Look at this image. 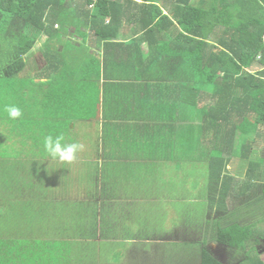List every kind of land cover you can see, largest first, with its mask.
<instances>
[{
	"label": "trees",
	"instance_id": "1",
	"mask_svg": "<svg viewBox=\"0 0 264 264\" xmlns=\"http://www.w3.org/2000/svg\"><path fill=\"white\" fill-rule=\"evenodd\" d=\"M56 25L61 27L56 28ZM80 25H85L91 35L82 32L85 38L79 45L67 42L65 35L69 28L74 26L80 30ZM127 25L138 28L135 32L129 30L128 40L121 38ZM43 35L51 40L63 36L62 50L51 52L45 44L46 64L29 77L21 76L29 53ZM145 44L148 54L142 49ZM92 48L102 50L103 54L98 53L102 58H94ZM77 50L79 52H75ZM161 56L177 58V77L197 84L200 81L196 103L204 112L201 131L211 137L210 180L218 187L223 169L232 158L238 157L236 172L239 176L246 169L243 164L250 159L253 184L254 170L264 163V156L256 161L251 157L255 150L257 155L255 145L264 141V0H0V126L5 123L8 129L7 134L0 133L3 137L0 192L15 188L26 192L30 199L40 201L37 197L40 191L30 190V182L41 181V174L18 171L26 159L31 163L30 152L42 151L43 138L49 134L63 133L70 140L72 120L93 118L102 108L107 109L105 103L112 87L116 90L120 86L125 94L135 93L134 97L138 93L137 82H143L140 90L144 89V84L159 87L155 82L159 76H153L151 71ZM255 62L263 66L251 72L248 69ZM119 75L122 80L132 75L135 83H117L115 77ZM162 79L163 76L159 81ZM147 98L153 99L146 92V98L134 103V116L142 113L144 117L143 122L133 127L140 139L148 136L145 138L147 147L155 138L167 142L176 159L177 148L183 144L178 141L177 147L176 140L167 141L165 130L177 133L178 122L190 120L195 109L183 103L175 106V96L171 103L166 100L160 104ZM148 104L150 108L144 113L142 110ZM5 105L19 106L23 116L10 119L3 110ZM165 109L168 118L163 114ZM194 123L182 127L183 132L186 127L184 133L192 142L196 135ZM8 138L12 139V144L6 145L4 141ZM19 142L21 146L15 147ZM29 144L32 149L27 151ZM261 172L256 179L264 176ZM228 181L224 180V190L230 187L234 194L236 188L249 191L251 187L243 188L241 179L235 176L231 177V183ZM212 183L209 191L213 192L215 184ZM254 187H257L256 182L252 189ZM262 193L264 195V188ZM8 200V195H0V205ZM221 205L224 210L220 209ZM36 208L35 216L43 217L38 222L58 224L59 218L44 217L49 214L44 211L47 207ZM215 210L227 214L223 199L216 202ZM239 228L241 230L236 232ZM247 234L238 223H232L218 228L215 239L235 246ZM4 246L0 244V257ZM94 252L92 250L88 258H93ZM114 258L119 261L117 254ZM201 264L223 263L203 250Z\"/></svg>",
	"mask_w": 264,
	"mask_h": 264
},
{
	"label": "rangeland",
	"instance_id": "2",
	"mask_svg": "<svg viewBox=\"0 0 264 264\" xmlns=\"http://www.w3.org/2000/svg\"><path fill=\"white\" fill-rule=\"evenodd\" d=\"M80 26V30L74 26L69 28L65 35L67 42L79 45L83 42L84 36L82 32H86L89 36L91 35L85 25ZM60 27V25H56V28ZM129 30L135 32L138 28H136V25H127L124 34ZM62 37L63 36H59L51 40L43 35L41 40L39 39L37 41L32 51L29 53L26 69L20 75H28L29 77L32 75L33 71L42 68L46 64L43 55V47L45 44L46 46L49 45L48 49L51 52L62 50L65 44ZM121 38L124 39V37ZM121 38L119 40H121ZM142 49L145 54L149 53L146 44ZM75 52H79V50ZM90 52L94 58H102V56L98 54L99 52L103 54L102 50L100 51L92 48ZM122 57H125V55H122ZM178 64V60L175 57L170 58L161 56L157 60L154 69L151 71L152 74L164 76V79L161 81H159V78L158 81H155L158 82V85L160 84L159 87H156L154 84H144V89L140 90L138 88H140L143 82H137L138 87L135 89H137L138 93L136 97H134L135 93H123V88L120 86L116 90L114 89L115 87L111 88V92L109 90L111 93L110 95H112L113 100L116 102L115 105L111 107V113H107V110L103 108V110H99L97 114L95 113L96 115L94 114L95 117L93 118H74L70 125L73 132L70 131L69 133L70 140L84 144L85 147L82 152L85 150L88 152L94 151L96 147L101 144L105 150L131 153V158L134 163H137V161L141 162L137 156H144L143 154L137 155V152L155 151L153 156H159L157 159L152 158L156 166L151 163L153 162L152 160L147 159L151 161L146 167L148 172L145 170L142 177L139 178V181L144 184L145 181H155L156 178H158L161 187H155L153 189V193L157 197H164V194H167L166 190L169 192L172 190L173 195H179L180 191L177 190V188L175 190L176 183H174V189L170 187L173 184L168 181L173 180L177 183L180 182L183 187L182 191L186 194L183 198L173 199L172 197L170 201H167L169 203L167 206H165L163 201L151 203L150 206L152 211L149 214H140L141 212H138L139 218L153 224L152 228L145 227L146 236L154 237L158 235L159 242L147 243V241L142 239L143 241L141 244L137 241L136 243L123 245L122 243L115 244V241L103 240L102 243L97 246L96 241L92 240L79 241L67 239L68 235H76L73 232L61 237V233L56 231V223H41L38 221H41L43 217L35 216V214L38 213L37 206L42 205L44 208L47 207V211H55L54 204L44 202L41 198L40 201L30 199L26 192H19L16 191L15 188H11L7 192H0V195L9 196V200L6 204L0 205V244L3 246L5 245L4 252L0 257V260L3 262L2 264H201L202 252L205 250L204 247H206L204 244L205 242L207 247L209 246L213 252L214 257L221 263H223L222 261H230L229 263L235 264L238 261V255H234L232 252L228 253V249L230 250V248L224 247L215 239V232L217 233V231H215L213 227L215 215L217 216L218 213L216 210L214 211V208L216 202H221L222 199L227 206V223H223V226L232 223L240 224L241 219L242 222H251L250 219L253 217V221L256 224L258 223L259 228H261V234H264V227H262L264 222L260 221L261 218L264 219V213H262L264 212V209L262 210L264 206V195L262 193V189L264 188V176L256 179L259 172L262 171L261 174L264 175V163L259 169L254 168L256 170H254L253 174V184L250 182L251 171L249 172L250 168L248 165L250 159L246 160L243 164L246 169L244 173L239 176L236 172L239 165L238 160H240L238 157L232 158V161L223 169L224 171L220 177V184H218V187L213 179L212 181L210 180L211 169L208 167V162L212 153L211 137L206 136V134L201 131V118L204 112L200 110L199 105L196 103V95L200 88V81H198L199 84H197L195 81H186L181 77H177ZM262 66L263 65L258 62H255L248 70L255 72L262 68ZM119 77H115L117 83H120ZM201 77L202 76H200V78ZM102 82H104V80ZM121 82L135 83L132 75L125 76V79H121ZM100 85L103 90V83H100ZM175 85H177V87H175ZM174 88H177V90ZM157 91L158 93L153 95V93ZM144 92V95H146L147 92V95L154 98V100L150 98L147 99L151 102L154 101L155 104L166 102V100H170L169 103H171L175 96V99H177L175 100V106H179V104L183 103L186 104L188 108H192V110L195 109V111H192L194 113L190 115V120L186 119L185 121L180 120L178 122L177 133L171 134L167 129L165 130L167 141L173 137L172 139L174 141L176 140L177 147L178 141H181L183 144V147L177 148L178 157H176V159H174L172 155L174 150L169 147L167 142H162L159 141L160 138H155L154 141L151 142V145L147 147L145 146V138L148 136L144 139H140L139 133H137L136 129L133 127L134 124L143 122L144 115L140 113L139 117H135L133 110L135 109L134 103L141 100ZM148 108H150L149 104L147 108L142 111L145 113ZM165 113L166 109L163 114L168 118L169 115ZM108 114H111L110 118ZM179 114L180 113H177V115ZM165 121L170 124L172 123L170 119H166ZM190 122H195L196 135H194V142L189 141V136L184 133L186 132V127L184 132L182 128L183 124L189 125ZM105 130L106 133L104 134ZM7 131V125L5 123L2 124L0 126V133L7 134ZM0 142H3V137L1 136ZM4 143L6 145L8 143L12 144V139L8 138ZM155 143H157V147ZM17 146H21L20 142L15 145V147ZM255 146L258 150L257 155L255 150L251 152V157L256 161L260 160L261 156H264V141H260ZM31 149L29 144L27 146V151ZM29 159H31V163H28V159H26L24 161L26 163H22L18 171L27 174L30 170L29 173L32 175L35 173L41 174V181L30 183L42 184L47 182L68 181L66 173L71 170L73 163L62 165L58 160L47 158L43 150L37 151L35 149L30 152ZM136 166L139 169L142 168L141 166ZM148 166H154L156 173H152ZM177 172L179 173L178 176H176ZM233 176L241 179L243 188L250 185L249 191H246L247 189L241 190V187L240 189L236 188L237 195L233 193L230 187L228 191H225L223 187L224 180L229 179V184L232 182L230 179ZM259 177H261V175ZM162 180L165 181L163 186ZM235 180L236 182L240 181L237 179ZM211 182H213L212 185L215 184L213 192L209 191ZM254 182H256L257 187L252 189ZM38 193L42 194L43 192L40 191ZM228 193L229 196L227 198ZM30 207L32 208L31 210ZM220 209L224 210V207L222 206ZM52 218L55 217L53 216ZM240 230L241 228L237 229L236 232ZM62 235L64 234L62 233ZM97 247L101 250L97 253L94 252L92 254L93 258H88L89 253ZM120 248L124 249L126 256L122 257L118 255L119 261H116V258H114L112 254L116 249L120 252L123 251ZM128 251H136L138 257H136V253L131 257ZM251 258V261L247 262V264H254V262H256V264L257 262L264 264V256L262 255L259 257L257 254L253 253L251 254ZM95 260L97 263H94ZM114 260L116 262H114Z\"/></svg>",
	"mask_w": 264,
	"mask_h": 264
},
{
	"label": "crops",
	"instance_id": "3",
	"mask_svg": "<svg viewBox=\"0 0 264 264\" xmlns=\"http://www.w3.org/2000/svg\"><path fill=\"white\" fill-rule=\"evenodd\" d=\"M128 36L131 37L130 31H126L124 38L128 40L130 38ZM152 75L159 76L157 74ZM110 92L109 94H111ZM157 93H153V95ZM143 97L146 98V95H143ZM106 101L105 108L111 113V107L116 102L113 100L112 95L107 96ZM102 106L103 104L101 108ZM110 116L111 114H109V118ZM172 138L170 139L172 140ZM160 140L162 141V139ZM141 154L144 156H137L141 162L134 163L131 153L105 150L100 144L94 151L88 152L85 150L78 154L73 167L70 171H67L68 181L33 183L30 190L42 191V194L37 195L38 199L41 198L44 202L54 204L56 212L53 210L47 211L46 208L44 210L50 214L44 215V217L54 216L59 218L56 231L61 233V237L73 232L76 235H68L67 239H91L96 241L97 246L103 240L115 241V244L122 243L123 245L136 243L137 241L141 244L143 240L147 243L159 242L158 235L154 237L146 236L145 227L152 228L153 224L139 218L138 212L149 214L152 211L151 203L163 201L167 206L169 204L167 201H170L172 197L173 199L183 198L186 194L182 191L183 187L180 182L177 183L173 180L168 182L173 184L170 186L173 189L174 183H176L175 190L177 188L180 191L179 195H173L172 190L170 192L166 190L167 194H164V197L155 196L153 189L161 187L158 178L155 181H145L144 184L139 181V178L142 177L147 164L151 162L147 159H157L159 156H153L155 154L153 150L137 152V155ZM152 161L151 163L156 166L154 160ZM64 164L67 165L66 162ZM136 165L142 168L139 169ZM148 167L152 173H156L154 166ZM178 174L177 172L176 176ZM164 182L162 180V186ZM120 249L123 251L120 252L116 249L112 255L114 257L116 256L114 254L122 257L126 256L124 249ZM94 250L97 253L101 249L97 247ZM128 254L130 255L131 252L128 251ZM94 263H97V261L95 260Z\"/></svg>",
	"mask_w": 264,
	"mask_h": 264
},
{
	"label": "flooded vegetation",
	"instance_id": "4",
	"mask_svg": "<svg viewBox=\"0 0 264 264\" xmlns=\"http://www.w3.org/2000/svg\"><path fill=\"white\" fill-rule=\"evenodd\" d=\"M264 209V206L262 208V210ZM222 212V211H219ZM214 213V212H213ZM264 213V212H262ZM224 213H218V215H215V220H214V227L213 229L215 231H218V228L221 227H226L228 225L223 226V223H227L226 219L227 216L223 215ZM244 217V216H243ZM241 217V218H243ZM247 217V216H246ZM248 219V217H247ZM251 222H242V219L240 220V226L244 228L245 232H248L247 237H243V239L241 240V242L239 243V245H229V244H223L220 243L221 245H223L224 247H229L230 250L228 249V253L232 252V254L234 255H238V261L235 264H247V262L251 261V254L255 253L257 254L259 257L260 255L264 256V234H261L258 223L256 224L253 221V217H251ZM261 222H264V219L261 218L260 220ZM264 227V225L262 226ZM217 228V230H216ZM249 228V230L247 229ZM216 232H215V236H216ZM206 247L205 250H207L209 253H211L213 255V252L211 251V249L209 248V246L207 247L206 242L204 243ZM210 244V243H209ZM214 256V255H213ZM223 264H231L229 263L230 261L226 262V261H222ZM254 264H256V262H254ZM257 264H261V262H257Z\"/></svg>",
	"mask_w": 264,
	"mask_h": 264
},
{
	"label": "clouds",
	"instance_id": "5",
	"mask_svg": "<svg viewBox=\"0 0 264 264\" xmlns=\"http://www.w3.org/2000/svg\"><path fill=\"white\" fill-rule=\"evenodd\" d=\"M4 111L10 119L16 120L23 116V111L16 105H5ZM43 151L47 158L60 162L71 163L78 158V154L84 150V144L69 140L63 133L46 135L43 138Z\"/></svg>",
	"mask_w": 264,
	"mask_h": 264
},
{
	"label": "water",
	"instance_id": "6",
	"mask_svg": "<svg viewBox=\"0 0 264 264\" xmlns=\"http://www.w3.org/2000/svg\"><path fill=\"white\" fill-rule=\"evenodd\" d=\"M139 1H141V0H139ZM135 253H136V257H138V255H137V252L136 251H131V257H133L134 255H135Z\"/></svg>",
	"mask_w": 264,
	"mask_h": 264
}]
</instances>
